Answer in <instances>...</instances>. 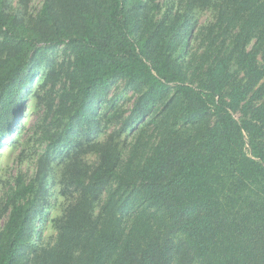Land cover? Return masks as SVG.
Segmentation results:
<instances>
[{
  "label": "trees",
  "instance_id": "1",
  "mask_svg": "<svg viewBox=\"0 0 264 264\" xmlns=\"http://www.w3.org/2000/svg\"><path fill=\"white\" fill-rule=\"evenodd\" d=\"M4 149L0 264H264V0H0Z\"/></svg>",
  "mask_w": 264,
  "mask_h": 264
},
{
  "label": "rangeland",
  "instance_id": "2",
  "mask_svg": "<svg viewBox=\"0 0 264 264\" xmlns=\"http://www.w3.org/2000/svg\"><path fill=\"white\" fill-rule=\"evenodd\" d=\"M41 1L42 0H32V5L33 7H39L40 4H41ZM209 18V15L207 13H204L200 16V19H199V22L201 24H203L205 21H207ZM58 55V53L56 54ZM36 88V82L32 85V89H35ZM120 93H125V98H128L131 93L130 92H120ZM27 110H30V105H28L26 107ZM29 119H28V122L29 124H31L33 121H34V115L29 113ZM14 154L12 152H9L8 149H4L3 150V153L2 155L0 156V166H1V171H0V175L3 177V178H6L11 176V174H15V168L13 166V161H12V158H13ZM18 170H21L20 166H16ZM23 167V166H22ZM22 169H25L22 168ZM49 234H51L50 231H48Z\"/></svg>",
  "mask_w": 264,
  "mask_h": 264
}]
</instances>
